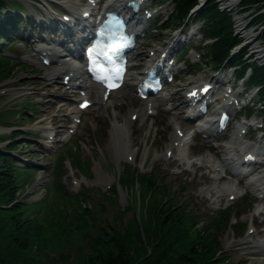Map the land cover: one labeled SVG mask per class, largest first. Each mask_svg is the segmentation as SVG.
<instances>
[{"label":"rangeland","instance_id":"rangeland-1","mask_svg":"<svg viewBox=\"0 0 264 264\" xmlns=\"http://www.w3.org/2000/svg\"><path fill=\"white\" fill-rule=\"evenodd\" d=\"M6 1L8 8L4 11L10 8L22 11L23 17L35 18V22L44 17V9L63 14L61 5L75 8L85 2ZM14 1L22 3L26 8L16 9ZM205 1L216 2L218 9L225 12L229 18L232 33L240 42L238 47L231 49V54L235 58L243 55L248 61L264 66V57L257 59L256 55L252 54L254 49L247 45L242 36L248 33L252 35L253 46L264 47V24L253 22L254 19L249 17L254 6L247 3L245 5V0H235L229 8L217 3L218 0L202 2ZM171 3L149 0L146 9L154 12L156 17L147 20L145 25L152 26L155 20L165 21L169 18L173 9ZM260 10L264 11V7ZM260 10L258 12H261ZM236 17L241 18L244 24L242 34H237L235 30ZM172 24L170 29L161 32L149 27L145 35L138 39L140 47L132 54L138 58L141 52L144 53L142 57L147 56V59H150L158 46L171 48L174 43L170 44L169 40L177 33L172 30L177 25L176 21ZM193 24L201 26L200 21ZM25 27L23 25L20 34L12 38L8 45L5 44V47L18 40H23L24 43L12 46L9 55L0 56L11 57L14 61L10 62L5 70L0 71V151L5 145L12 144L9 140L14 133L20 134V138L15 142L17 148L13 153L6 155L22 169L19 180L23 186L18 191L17 202L20 206L17 208L11 209L10 203L0 196V263L87 264L89 261H95L97 250H101L102 246H98L94 240L103 233L102 231L105 230L109 237L115 235V231L127 233L132 228L133 219L137 222L141 219L139 200L142 198L140 188L143 185L131 186L129 183L122 187L117 182L119 177L133 170L144 174L154 169L161 175L158 186L171 190L173 198L182 202L181 205L190 207L192 216L201 222V228L211 223L221 209L228 206L232 208L229 210L232 211L230 221L220 230L218 239L225 253L224 259L233 264H264V252L255 247L264 244V208L254 203L259 202V199H254L257 197L250 187L251 182L261 179L264 163L257 165L253 172L244 177L245 185H238L239 178L231 176L230 173L226 176L225 173L226 162L231 161V155L228 153L234 147H264V135L254 132L257 127L264 126V114L255 111L248 120L236 114L241 103L254 100V90H248L244 96L239 95L241 86L239 83L232 85V70L224 68L219 74L224 82L213 91V100L217 101L212 102L208 109L210 114L217 108L218 100L225 89L233 90V94H230L237 104L232 109L228 128L225 132L206 139L198 135L184 151L175 145V149H170L174 129L177 124L183 122L187 111L182 110L180 106L176 108L177 101L183 98L182 92L185 93V89L195 86L193 81L197 78L202 82L214 79V67L207 60V52L204 49L209 41L202 43V37L198 34L188 41V46L192 49L180 58L183 62L176 64L175 68L180 67L181 71L175 72V81L166 90V93L175 96L176 100L170 102L169 99L162 103L158 108V115L154 113V116L147 119L138 115L136 121H133L131 113L143 108L144 104L125 87L122 91L112 94L107 102L102 101V105L93 104L81 116V123L77 124L75 111L79 93L65 88L61 79L48 80V72L53 69L44 66L40 56L33 50L46 45L43 42V33L40 35L36 24L33 32ZM28 32L32 33L31 37H28ZM24 33L27 38L23 36ZM183 33L185 37V31L179 32V35ZM64 57L68 56H63V59ZM136 62L135 59L133 65ZM13 63L17 65L14 66ZM8 68L11 73L7 72ZM128 74H134V69ZM127 93L133 96V100L124 98ZM99 98L95 94L92 101L97 102ZM240 111L241 114L244 113V109ZM245 123L252 124L249 132L235 136V131L246 127ZM222 137L224 141L220 146L218 140ZM238 143H242L240 147L237 146ZM210 148L218 151L219 155L209 151ZM73 151L75 156L80 158L79 163L72 158ZM203 156H209L210 160L207 161ZM61 159H64L63 163ZM204 159L211 165L203 162ZM172 160L176 161L177 165L172 164ZM204 175L210 180H206ZM59 177L64 188L62 196L54 189L55 180ZM47 187H53V190H46ZM113 187L115 192L110 193ZM228 187H233L242 195L245 194L230 199L224 191ZM69 191L84 192L88 196L83 201H76L70 193L67 194ZM247 199L254 201V205L238 209ZM234 209H238L242 214L237 217ZM235 225L239 231L234 229ZM134 238L135 240L130 242L135 247H142L146 243L143 235L140 240L136 236ZM242 243H246L247 247L242 249ZM156 244L154 247L146 246L143 250L133 249L132 264H148V257L153 251L155 255L158 249L155 248L158 246Z\"/></svg>","mask_w":264,"mask_h":264},{"label":"trees","instance_id":"trees-1","mask_svg":"<svg viewBox=\"0 0 264 264\" xmlns=\"http://www.w3.org/2000/svg\"><path fill=\"white\" fill-rule=\"evenodd\" d=\"M171 1L173 13L163 28H170L174 21L177 25H181L184 20L202 21L200 34L205 41H211L205 47L207 58L216 68L224 64L233 68L237 78L242 77L245 70H250L245 86L258 88L255 97L256 102L260 103L262 108L256 110V106L250 107L246 110V114L250 115L256 110L263 115L264 66L248 61L243 55L239 58L230 55L231 49L239 45L240 42L233 36L226 13L220 11L215 2L211 1L206 3L195 15H189L190 9L197 5L199 0ZM243 3L254 6V8L252 7L253 11L249 13V17L254 19L253 22H264L262 19L264 11L258 12L264 7V0H245ZM4 6L5 2L0 0V16L4 17L3 20H0V42L12 36L16 32V27L21 23L19 17L1 13ZM3 36L5 38H2ZM8 65V61H0V71L5 70ZM7 72L11 73V69L8 68ZM19 136L14 135L11 140L13 143L7 147L8 150L17 148L15 142ZM71 156L75 158L76 162H80V158H77L74 152ZM61 160L63 161V159ZM21 172L22 170L14 165L9 155L0 152V196H3L9 203L15 202L19 197L18 191L22 189L19 180ZM56 175L55 172L54 176ZM159 179H161V175L154 169L144 174H138L133 170L119 179L122 187H126L129 183L131 186L134 184L143 185L140 188L142 198L140 197L139 200L140 222L134 218L132 228L127 233L115 231V235L109 237L105 230L102 231L103 233L94 240L102 248L97 250L95 261H89L87 264H132L131 251L133 249L143 250L146 246L154 247L156 242L159 243L155 247L158 249L155 251V255L154 251L152 254L150 253L148 264H233L224 259L225 253L218 240L220 230L230 221L232 211L220 212L212 219L211 223L201 228V222L192 216L193 212H190V207L181 205L182 202L173 198L170 194L171 190L159 187ZM55 184V191L62 195L64 188L59 178ZM113 192H115V187L110 190V193ZM86 196H88L87 193L80 192L73 199L83 201ZM246 204L248 203L239 205L238 209L244 208ZM19 206L18 203H15L12 209ZM238 209L233 211L236 216L240 215ZM234 229L239 231L237 225L234 226ZM240 230L242 229L240 228ZM142 235L146 239V243L142 247L131 245L130 240H135L134 236L140 240ZM102 242H104L103 245Z\"/></svg>","mask_w":264,"mask_h":264},{"label":"bare ground","instance_id":"bare-ground-1","mask_svg":"<svg viewBox=\"0 0 264 264\" xmlns=\"http://www.w3.org/2000/svg\"><path fill=\"white\" fill-rule=\"evenodd\" d=\"M45 1V0H44ZM43 1V5H45L46 3L45 2H47V1H45L44 2ZM109 1H113V2H116V3H118V5H120V3L121 4H123V5H125V3H126V1H128V0H109ZM135 1H137V2H140V7H139V12L141 13V15L143 14L142 12H143V10L145 9V8H147V6H149V5H147V3L145 2V0H135ZM204 1V0H203ZM219 2H217V3H220L221 5H223V7L224 8H229V7H231L232 5H233V3L235 2V0H218ZM49 2H50V0H49ZM216 3V2H215ZM97 2L96 1H94V0H91L88 4H87V6L89 7L88 9H94V8H96V6H97ZM47 6H49V5H47ZM146 6V7H145ZM112 6H111V4H109L106 8L107 9H109V8H111ZM61 11H65V14H66V16H70L72 19H74L76 16H77V12H75V11H73V9H67L68 7H64V6H62L61 5ZM107 9H105V11L107 10ZM141 10V11H140ZM76 11H78V10H76ZM251 11H253V8H252V10ZM55 13H57L56 11H55ZM50 15H51V17L53 18V19H55L54 21L56 22L58 19H56L57 18V16H55L53 13H49ZM262 19H263V21H264V14H262ZM28 20H30V18L28 19ZM60 20V19H59ZM60 24H63L64 26H65V24L62 22V21H60L59 22ZM234 23H235V30H236V32H237V34H242V30H243V28H244V24H243V22H242V19L241 18H239V17H236L235 19H234ZM261 24H264V22L263 23H261ZM39 24L37 23V27L39 28ZM75 28L74 27H70L69 28V31L71 32V31H73ZM191 29L192 30H194L195 29V26H192L191 27ZM77 33L79 34V36H78V38H80V37H82L83 38V36L85 35V33H81V32H78L77 31ZM66 34H68V33H66ZM188 35V34H187ZM24 37H26L27 38V36H26V34L24 33V35H23ZM244 38L243 39H245V41H246V43H247V45H250L251 46V48H253L254 50H253V55H256V58L257 59H262L263 57H264V47H255V46H253V39H252V35H249L248 33H245V34H243L242 35ZM77 38V39H78ZM173 38V37H172ZM174 39L176 40V38L174 37ZM172 43H174V40L172 41ZM74 47H76V44L74 45ZM77 48V47H76ZM256 48H258V49H256ZM66 51V50H65ZM43 52V56L44 57H47L48 59L50 58L51 60H52V63L50 64V65H52L53 63H54V65L56 64V66H54V65H52L51 67H52V71H50V72H48V80H50V81H52V80H56V79H62V80H65L64 78L65 77H69V82H68V84L66 85V86H64V87H67V86H72L73 88H75V89H77V90H81V91H87L88 92V94L90 95V96H92V95H94L95 93H100V91H101V87L100 86H97V85H95V84H93V83H90L89 81H88V77L85 75V73H83L81 70H80V68H77L76 66H74L73 65V63H68L65 59L64 60H62V58H60L62 55L61 54H58V51H56V50H53V49H50V48H47V49H44V50H42V51H39V53L41 54ZM160 51H158V53H159ZM167 52H168V50H167ZM38 53V54H39ZM141 56H143L144 55V53H141L140 54ZM161 54H159V56H160ZM158 57V56H157ZM156 57V58H157ZM82 72V73H81ZM62 75V76H61ZM223 78V77H222ZM194 83H196V85L195 86H197L196 88L197 89H194L195 91H197L198 93L199 92H202V89H201V87L203 86L201 83H202V80H200V78H197V79H195L194 81H193ZM124 87H126V88H129L130 90H132V89H134V92H136L135 91V83H132V82H130L128 79H126L125 80V83H124ZM215 87V86H214ZM186 90V89H185ZM192 89H190L189 91H191ZM210 90V89H209ZM119 91H121V90H119ZM114 93H118V91H116V92H114ZM197 93V94H198ZM201 94V93H200ZM104 95H107V94H104ZM223 96V95H222ZM224 97V96H223ZM124 98L126 99V98H130V101L131 100H133V96L130 94V93H127V94H125L124 95ZM166 99H170V100H173V101H175L176 100V97L175 96H160V97H154V100L153 101H151L152 103L149 105H144V109H145V111H146V109H152V108H154V109H158V106L160 105V103H162L163 101H165ZM221 100H223L222 98H220ZM100 100H102V99H99V101ZM191 100V99H190ZM225 100H227V102L228 101H230L229 102V105H235V103L232 101V100H230L228 97H226L225 98ZM178 103H177V106H176V108L177 107H182V108H184L185 107V105H186V103H187V101H186V99H184V100H180V101H177ZM227 102H225V104H222V106H225L226 105V103ZM96 102H94L93 104H95ZM98 103V102H97ZM102 102H100V104H101ZM102 105V104H101ZM151 108H150V107ZM144 109H140V110H138L137 112H136V115H141V114H144L143 112H144ZM222 109H223V107H222ZM193 110V111H192ZM191 111H190V114H192V112H194V109H192ZM223 110H225V109H223ZM147 112V111H146ZM145 112V113H146ZM77 113L78 114H80V113H82V111H80V110H77ZM216 113V112H215ZM132 115H135V112H133V113H131V116ZM214 116L212 117V118H209V121H206L205 122V125H206V129H205V132H211V131H213L214 129H217L218 128V124H215V123H218L217 121H215V114H213ZM219 115V114H218ZM130 116V117H131ZM185 121H183V122H180L179 124H177L176 125V127H175V129H174V133L172 134V136H171V140H173V144H172V146H170V149H175V146H178L179 147V149L180 150H182V151H184L185 150V148L187 147H189V145H190V136H191V134L190 135H187L186 134V132H188V127L186 126L187 124H189L190 123V120L189 119H184ZM213 121H215V122H213ZM207 125H209V126H207ZM244 126V125H243ZM242 128V127H241ZM181 132V136L179 135V133ZM237 132H239L238 130L237 131H235V133H234V135L236 136L237 134ZM241 144L242 143H238V145L237 146H241ZM175 145V146H174ZM259 150H261V149H258L257 147L255 148V147H253V146H248V145H244V146H241L240 148H233L232 150H231V152L229 151V153L228 154H230L232 157H231V160H233V162L234 161H236V160H241V157H242V159L243 158H245V155L247 154V156H246V158H247V161L248 160H252V161H254L252 164H254L256 161H260V162H262V161H264V150L261 152V151H259ZM241 152V153H240ZM216 154H218V152H216ZM238 154H239V156H238ZM204 157V156H203ZM233 157H237L236 159H234ZM204 158H206L207 159V161H209L210 160V157L209 156H205ZM203 162H205V163H208L209 165H211L209 162H206V160L204 159V160H202ZM29 161H27V163H28ZM172 164H174V165H177V162L176 161H174V160H172V162H171ZM205 176V179L206 180H208L209 179V177L207 176V175H204ZM210 180V179H209ZM258 181H260V180H258ZM261 181H262V183H264V174H263V178H261ZM261 182H257V181H254L253 183H252V186L251 187H253V189L254 188H256V187H258V184H260ZM224 191H225V195L226 196H228V198L229 197H236V196H238V195H240V193L238 192V191H236V189H234L233 187H228V189H224ZM208 192H210V190L208 191ZM240 245H242V249H244L245 247H247L246 246V243H242V244H240ZM255 247H259V248H261V251H263L264 252V244L263 245H260V246H255Z\"/></svg>","mask_w":264,"mask_h":264},{"label":"water","instance_id":"water-1","mask_svg":"<svg viewBox=\"0 0 264 264\" xmlns=\"http://www.w3.org/2000/svg\"><path fill=\"white\" fill-rule=\"evenodd\" d=\"M208 1H205L204 3H207ZM200 6L195 7V10H198Z\"/></svg>","mask_w":264,"mask_h":264}]
</instances>
